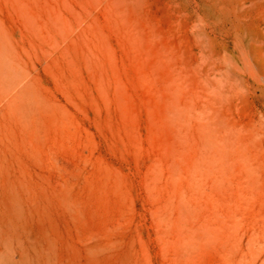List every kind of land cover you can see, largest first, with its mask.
<instances>
[{
  "label": "rangeland",
  "instance_id": "obj_1",
  "mask_svg": "<svg viewBox=\"0 0 264 264\" xmlns=\"http://www.w3.org/2000/svg\"><path fill=\"white\" fill-rule=\"evenodd\" d=\"M0 264H264V0H0Z\"/></svg>",
  "mask_w": 264,
  "mask_h": 264
},
{
  "label": "bare ground",
  "instance_id": "obj_2",
  "mask_svg": "<svg viewBox=\"0 0 264 264\" xmlns=\"http://www.w3.org/2000/svg\"><path fill=\"white\" fill-rule=\"evenodd\" d=\"M241 54V53H240ZM242 57V56H241ZM249 67V66H248ZM46 249V248H45Z\"/></svg>",
  "mask_w": 264,
  "mask_h": 264
}]
</instances>
